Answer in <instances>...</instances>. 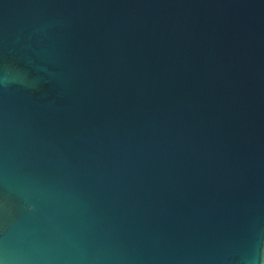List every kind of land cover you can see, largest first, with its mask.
I'll return each instance as SVG.
<instances>
[{
	"label": "water",
	"instance_id": "obj_1",
	"mask_svg": "<svg viewBox=\"0 0 264 264\" xmlns=\"http://www.w3.org/2000/svg\"><path fill=\"white\" fill-rule=\"evenodd\" d=\"M0 264H264V0H0Z\"/></svg>",
	"mask_w": 264,
	"mask_h": 264
}]
</instances>
